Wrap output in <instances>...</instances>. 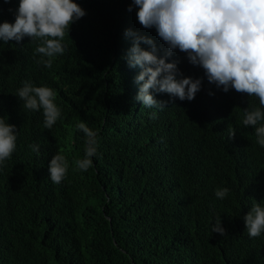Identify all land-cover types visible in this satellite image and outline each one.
<instances>
[{
	"label": "trees",
	"instance_id": "16d2710c",
	"mask_svg": "<svg viewBox=\"0 0 264 264\" xmlns=\"http://www.w3.org/2000/svg\"><path fill=\"white\" fill-rule=\"evenodd\" d=\"M75 2L86 15L70 26L66 51L51 68L37 63L39 41L0 44V110L24 81L47 85L61 109L47 153H57V145L69 164L79 157L86 145L76 125L83 121L97 132V168L94 157L90 172L74 165L65 186L48 189L37 187L48 184L46 175L30 179L10 220L0 217V264H264V232L250 237L244 221L254 202L264 206V147L242 123L245 109L260 107L258 98L225 93L176 49L168 62L179 61L201 90L192 101L150 90L165 108L144 107L136 99L141 69L127 63L132 38L125 32L151 38L159 56L167 45L155 28L140 25L135 6L128 11L132 0ZM18 5L0 0V23H14ZM210 117L225 118L238 139L220 140ZM28 131L19 163L46 172L29 147L40 125ZM224 187L228 195L216 198ZM3 201L0 195V208ZM218 218L223 236L212 232Z\"/></svg>",
	"mask_w": 264,
	"mask_h": 264
},
{
	"label": "clouds",
	"instance_id": "9594fccd",
	"mask_svg": "<svg viewBox=\"0 0 264 264\" xmlns=\"http://www.w3.org/2000/svg\"><path fill=\"white\" fill-rule=\"evenodd\" d=\"M133 6L138 9L136 16L140 25L145 29L155 28L167 45V51L159 56L151 38L126 30L125 35L132 38L127 63L130 68L141 69L135 77L140 85L136 99L146 108L162 110L166 102L156 100L150 90L168 93L181 101L195 98L201 90V80L185 77L177 66L179 61L168 62L173 51L179 49L187 54L192 65L204 70L209 83L225 93L234 89L258 98L260 107L245 109L242 123L254 128L256 143L264 147V123H261L264 121V0H132L128 11ZM85 15L75 0H19L15 22L0 23V44L19 43L25 37L30 42L39 41L34 50L41 58L37 63L51 68L52 58L66 51L62 41L64 36H71L73 27L70 26ZM141 43L149 45L150 50L141 48ZM32 59L35 63L34 55ZM20 86L16 96L3 102L5 108L0 110V191L7 193L0 194L4 197L0 217L6 220H10L11 211L23 199L22 187L25 191L31 188L30 179L46 175L48 184L37 187L48 189L65 186L68 171L73 173L74 165L78 172H90L94 157L97 168V132L83 121L76 125L84 133L86 145L79 157L69 164L57 145V153H47L44 144L48 131L61 117V109L55 103L56 92L45 84L30 81ZM152 118L155 119V113ZM210 122L223 142L233 144L238 139L234 137L235 130L227 128L225 118L210 117ZM32 124L40 125L41 136L29 147L33 157L47 164L46 172L19 163L26 153L28 128ZM228 193L226 187L215 190L216 198L221 200ZM244 221L248 235L259 237L264 232V206L254 202ZM212 232L225 234L220 218L212 226Z\"/></svg>",
	"mask_w": 264,
	"mask_h": 264
}]
</instances>
